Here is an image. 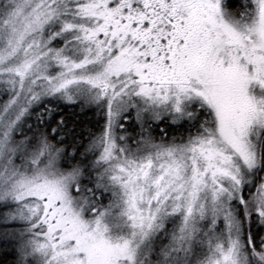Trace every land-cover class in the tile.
<instances>
[{
	"label": "snow or ice",
	"instance_id": "snow-or-ice-1",
	"mask_svg": "<svg viewBox=\"0 0 264 264\" xmlns=\"http://www.w3.org/2000/svg\"><path fill=\"white\" fill-rule=\"evenodd\" d=\"M0 264H264V0H0Z\"/></svg>",
	"mask_w": 264,
	"mask_h": 264
}]
</instances>
